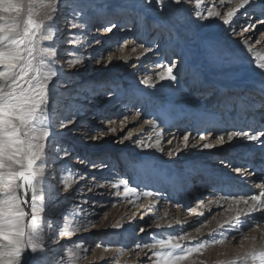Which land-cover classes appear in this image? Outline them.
<instances>
[{
	"label": "rangeland",
	"instance_id": "rangeland-1",
	"mask_svg": "<svg viewBox=\"0 0 264 264\" xmlns=\"http://www.w3.org/2000/svg\"><path fill=\"white\" fill-rule=\"evenodd\" d=\"M71 1L73 2H66L54 14L50 9H38L36 17L48 23L47 16L53 15L52 23L58 21L60 26L61 22L66 20V26L59 29L57 38L52 42L56 55L46 57L48 60L58 62L60 71V78L55 80L52 87L54 94L48 106L47 122L55 128L61 126L65 128L76 124L78 129L74 139L72 136L69 137L72 133L69 132L66 138L59 135L62 138L48 136L44 140L46 145L44 179L47 185L40 188L44 199L36 202L38 206L45 209L38 213L44 236L42 264H54L56 261H58L57 264H156L157 257L153 253L167 251V249L146 248L144 245H151L160 239L167 240L169 237L175 238L174 242L180 244L182 248L199 249L180 264H251L249 254L264 251V242H261L264 240V214L262 220L249 223L251 214L245 215L248 209L241 212L245 215L241 220L245 225L243 223L239 226L240 233L236 234L237 238L233 241L229 240L227 232L225 233L227 238L222 239L205 236L207 232L203 230V224L198 221L187 225V222H179L182 218L176 220L175 216L179 211L177 204L181 203L185 195L178 188L171 196L164 188L165 186L160 184V180L165 179L160 171L165 167L164 163L177 162L176 153L187 154L185 149L189 139L186 143L185 136L190 138L192 134L195 138L194 147H196V143L202 136L206 139L211 138L209 143L216 144L217 138L223 135L220 130L215 131V126L204 131L200 127L192 128L186 119L183 123L169 122L170 117L165 114H176V107H173L186 99L184 97L194 94L193 87L189 86L190 80L196 83L202 79L201 75H205L212 83L220 84L224 81L233 83L240 80L258 82L264 78V70L256 66L258 62H262L256 57H262L264 53V51L256 52L258 44H264V12L259 14L255 10H249L240 15L238 25L235 22L227 26L224 24L220 33L214 35L200 34L196 27L212 25L216 20L223 19L228 9L237 2L236 0H230V2L226 0L223 5L221 3L225 0H201L202 7L199 10L195 8V0H181L179 4L175 3V0ZM100 5L103 8L101 12L107 16L115 12L116 6H122L124 9L126 7V11L146 13L154 21L169 24L174 29L170 36H175L178 41L183 61L190 63L192 67L185 71L184 76L179 77L177 82L161 88L157 97L147 93L149 89L155 91L153 86L157 76L169 64L174 66L175 59H168L166 63L162 58L153 60L151 57L149 63H145L136 71L132 68L135 66L134 62L126 68L113 70L115 72L112 69L108 70L106 63H101L109 57L111 58L110 67L113 68L116 62L113 56L115 53L112 50L115 48L118 54L126 50V42L133 41L132 33L120 37L114 41L113 45L105 46L106 52L104 50L98 54L97 51L90 59L91 61L86 63L87 60L89 61L88 53L99 36L96 34H108L110 32L108 29L113 31L116 29L119 33L131 28L134 22L123 23L119 22L118 18H114L111 21L103 20L99 23L100 20H96L98 13L95 10ZM213 5L220 15L208 17V8ZM152 22L144 19L142 23L148 31L150 47L155 48L158 46L159 39L165 37L159 32L150 33L155 28ZM233 27H235L234 30ZM65 28L74 30L64 31ZM163 33L169 37L165 31ZM72 40L76 42H70ZM135 47H129L127 50L134 54L137 52ZM69 51L74 52L75 56H68ZM69 59H80L82 62L70 66L67 63ZM176 67L183 71L182 64ZM71 70L73 74H70ZM143 81L148 83L145 84ZM96 83L101 86L99 95L93 89ZM211 91V89L208 91V96L199 95L196 99L201 104L207 103L213 95ZM67 97L70 99L69 102L66 101ZM62 101L63 105L68 103V114L66 116L64 113L59 120L60 105L58 107L56 105ZM196 107L197 105L193 106L194 109ZM144 110L148 111L149 116H145ZM172 110L174 112H171ZM88 119L91 121L88 122ZM166 119L170 124H164L167 122ZM58 122L60 125H55ZM148 123H151L152 131H154L152 135H150L151 130H147ZM193 129L197 133L193 134ZM240 131L246 132L245 129ZM177 132L179 133L176 134ZM176 135L178 137L174 141ZM157 140H160L158 145L161 144V147L151 157L155 160L156 154H159L163 159L152 162L147 157L150 151L156 149L153 144ZM51 143H55L54 172L58 176L61 194L54 207L47 210L46 197L53 188V178L49 179L48 174L52 169L51 162H54L50 160L53 148ZM103 144L107 145L109 150L102 155H96L95 150ZM198 144L203 143L199 141ZM78 145H81L85 151L77 153ZM183 145H185L184 148ZM149 147H151L150 150ZM202 147H196L198 149L193 155L204 161L206 158L201 155ZM251 159L256 161V157ZM232 162V165L238 163L236 160ZM209 163L215 166L218 164L221 169L226 167L225 160H215L211 156L206 160V164ZM252 165L254 166L253 163ZM158 166V170L162 168L160 173L157 171ZM228 168L230 172L236 169L231 168V165ZM172 172L174 175L179 174V167ZM69 177L71 181L65 190L64 182ZM121 179L127 181L130 187L136 188L137 192L125 196L123 185L113 187ZM190 181L192 183L188 185L191 188L196 181L195 176ZM211 182L204 187L207 192L213 193L206 194L202 191L199 196L194 197L196 201L194 204H206L208 200L215 199L214 194L217 193L218 187L211 185ZM214 184L219 185L218 181ZM256 184L254 187L259 185ZM188 190L191 191V189ZM145 192H152L154 195L146 197L143 195ZM195 192L198 193V190ZM157 196L160 198H156ZM163 198L166 201L162 200ZM28 201L29 204L25 206L28 213L26 220L30 219L31 214L30 194ZM166 208L172 209L173 212L172 220H170L171 224L174 223L173 230L169 222L162 227L160 216ZM187 208L186 211L189 212L195 206L189 207L187 203ZM230 216L232 214L227 215L224 209H218L212 212L210 220L212 224L216 223L218 226ZM68 225L71 227H66ZM77 225L81 227L77 228ZM62 232L66 234L62 235ZM55 250L57 253H53ZM26 255L33 254L28 250ZM28 264H39V262L28 261Z\"/></svg>",
	"mask_w": 264,
	"mask_h": 264
},
{
	"label": "bare ground",
	"instance_id": "bare-ground-1",
	"mask_svg": "<svg viewBox=\"0 0 264 264\" xmlns=\"http://www.w3.org/2000/svg\"><path fill=\"white\" fill-rule=\"evenodd\" d=\"M69 1L73 2L71 0H57V3L55 5L56 9L58 10L59 8L64 6L66 2ZM236 1L237 2L234 3L228 9V11L234 8H238L239 4L241 3V0H236ZM225 2L226 0L223 1L221 4L223 5ZM227 2H230V0H227ZM219 7L222 6L219 5ZM102 9L103 8L100 5L95 10L98 13L96 20H100L99 23H102L103 20L111 21L114 18H118L119 22L121 21L123 23H128V22L130 23L132 21L134 22L133 24H131L132 25L131 28L127 30H122L119 33L116 29H114V31L112 29L108 34L105 35L96 34L99 36L96 39V43L93 44V48L88 53L87 59H89V61L87 60L86 63H89L91 61L90 59H92V57L96 54L97 51L98 54L103 52L105 50L104 49L105 46L107 47L109 46V44L113 45L114 41L118 40L120 37H125L126 35H131L132 33L131 35L133 37L132 43L126 42L125 45L127 49L129 47L136 46L135 47L137 49L136 53L133 54L132 52H129L126 49L122 53L118 54L116 53V49L114 48L112 51L115 53L113 54V56L115 58L116 65H114L113 68L110 67L111 58H109L108 56H107L108 58L104 59L101 63H106V65H108V70L112 69L113 71L118 68H122V69L124 67L126 68L129 64L134 62L135 66L132 68L136 71L137 69H139V67H142V65H144L145 63H149L151 57H152L151 59L153 60L162 58L163 61L166 63L168 59L169 60L171 58L175 59L174 67H173V75L175 76V79L161 80L159 76H157V81L155 82V86H153V88L155 87V91L149 89L148 90L149 92L147 93L156 95L157 97L160 93L161 88L165 87V85H168L172 82H177L178 78L184 76L185 71H188L192 67L190 63H185L183 61V58L179 52L178 41L175 39V36H170L174 29H172V27L169 24L166 23L162 24L157 21H154V19L149 18L146 13L144 14L136 11H126L125 10L126 7L124 9L122 6H116L115 12L108 16L105 15L104 12H101ZM249 10L252 11L255 10L257 13L261 14L262 12H264V1L249 0L248 5H245L243 8H239L236 14L232 17L230 24L232 25V23L235 22V24L238 25V20L240 19L239 18L240 15L246 13ZM144 19L153 21L152 23L155 25V28H153L150 31V33L156 34V32H159L162 33L165 37L159 39L158 46H156L155 48L150 47V39H148L149 34L147 33L148 31L146 30L145 26L142 23ZM222 21L223 19L216 20V22L213 23L212 25L198 26L196 27V29L199 30L200 34L218 35L220 33L221 27L224 26V23ZM65 23L66 20L61 22L62 24L61 26L58 23V21L52 23L53 39L52 41H44L43 43L45 45L48 44L52 45L53 40L57 38L59 29L66 26ZM67 29L65 28L64 31L74 30V29L70 30V28L68 30ZM232 29L234 30L235 27H233ZM163 31H165V33H167L169 37H166ZM164 39L166 40L164 41ZM263 51H264V44L263 43L258 44L256 48V52L262 53ZM262 57H264V53ZM179 64L183 65V71L178 70L179 68L176 67ZM58 66L59 63L55 61L54 68L57 70V75L53 77L52 80L49 82L51 88L53 87L55 80H58V78H60L59 77L60 71ZM70 74H73L72 70L70 71ZM201 76L202 79L197 81L196 83H193V80H190L189 86L193 87L194 94L193 95L190 94L189 96L184 97L186 99L180 101L178 104H176L173 107V108L176 107V114L170 113L165 115L169 116L170 117L169 122H174V124L180 122L183 123L186 119L188 120V122H190L189 124L190 127L192 128L200 127L203 128L204 131L205 129L212 128V126L213 127L215 126V131L220 130L223 134L222 136L225 137V144L223 145V147H221L219 144L216 143L213 144L214 147L211 149H205L203 147L199 149L201 150V155H203L204 158H206V160L210 156L215 160L216 159L225 160L224 164H226V167L225 169H221L218 166V164L216 166L210 165V163L206 164V160L202 161L201 159H199V157L196 158L193 155L196 149H198L196 147H200L203 146V144L205 143H209L211 138L208 139L205 138L203 140H199L202 141L203 144H198L199 143L198 141L196 143L197 146L194 147L195 138L191 134L189 138V143L187 145V149H185L187 151V154L180 155L179 153H176L175 160H177V162L175 164L164 163L165 167L163 169L160 168V170L162 169V171L158 170L159 166L158 168L157 167L156 168L158 173L161 172L163 174L162 176L165 177V179L160 180V184L161 185L163 184V186H165L164 188L166 189V191H168L171 194V196L175 194L178 188L184 192L185 197L182 198V201H180L181 203L178 202L179 204H177L179 210L175 216L177 221L182 218V220L179 222L180 223L187 222V225L189 223H194L195 221H198L199 223L203 224L202 225L204 227L203 230L207 232L205 236L209 235L212 238H214L215 236L218 237L219 239H222L226 237L225 233L227 232L228 233L227 237L229 238L230 241H233V239L237 238L236 234L240 233L239 226H241V224L244 223V221L241 220H243L242 217L245 215H243L241 212H243L244 210L246 211V209H249L252 204L250 200L247 204L244 203V199H248V197H250L251 195L254 194L258 195L260 192L264 191V186H263L264 185V135H262L259 140H255V141H250L245 137L240 136V137H235L231 142H227L226 134L232 131H240V129H245L246 132L253 134L256 132H264V78L259 80L258 82L240 80V81H235L233 83L224 81L221 82L220 84H217V83H212L210 80H208V78L205 75H201ZM149 85L151 84L149 83ZM100 88L101 86L97 83L94 84L93 86V89H95L94 92L97 95L101 93ZM210 89L212 90L211 92L213 93V95L209 98L207 103L201 104L200 101L196 99V97L199 95L208 96L209 94L207 93ZM63 101L60 104L56 105V107L60 105L59 106L60 111L58 115L59 120L64 115V113L66 116L68 114V105H67L68 103L63 105L64 104ZM66 101L69 102L70 99L67 97ZM194 105H197L195 109L193 108ZM171 112L174 111L172 110ZM144 114L145 116H149L148 111H145ZM173 115L174 118L172 119ZM87 121L89 122L91 121V119H88ZM165 121H167V119ZM169 122L167 121L164 124H167ZM46 124L48 130L51 129L53 130L52 132H49V136H51L52 138L54 137L59 139L62 138L59 135L64 136L66 138L68 136L67 134L69 132H72L69 134V137L72 136L74 139L78 131V129L76 128V124L69 125L68 127L65 128H63V126L55 128L54 125L50 126V124H48L47 121ZM55 125L59 126L60 122H58ZM148 125L149 126L147 130H151L150 135H152L154 131H152L151 123H148ZM194 132L196 131L194 130L192 133L194 134ZM53 133H55L56 135H54ZM178 133L179 132H177L176 134ZM177 137L178 135L175 136L174 141L176 140ZM54 144L55 143H51L53 148L51 152L52 157H50V160H53L54 157V151H53ZM153 146H155L156 149L150 151L149 156L147 155L148 160L152 162L155 161L158 162L160 160L162 161L163 158H160L159 154H156L155 160L153 157H151L155 151L160 149L161 144L158 145L155 142ZM184 147L185 145H183V148ZM148 149L150 150L151 147H149ZM108 150L109 148L107 147V145L103 144L101 147H98V149L95 150V154L102 155ZM83 151L85 150H83L81 145H78L77 153H81ZM190 154L191 156H188L190 157L188 158L186 155H190ZM252 157H256V161H253L251 159ZM235 160L238 163H236V165L234 164L232 165L233 163L232 161ZM252 163L254 164V166L252 165ZM230 165L231 168L232 167L240 168L241 171L237 172L234 170L233 172H230L228 168V166ZM51 167H52L51 172L48 174H49V179L50 177L53 178V188L50 191L49 195L46 197L45 202H47V208H46L47 210H50L52 207H54L58 197L61 194L58 176L57 173L54 172V169L56 168L55 161L53 163L51 162ZM178 167L180 173L174 175L172 171L173 169H177ZM193 176H195L196 181H194V183L196 185L194 186L193 183V186L191 185L192 187L190 188V185L188 184L191 182L190 180ZM217 181L219 185L214 184ZM210 182L211 185L212 184L214 185V187L215 186L218 187L217 193L214 194L215 199L208 200L206 204H202V203H199L197 205L194 204V202H196L194 200V197L199 196L202 193V191L206 194L213 193V192H207L206 188L204 187V185H208V183ZM256 183H258L259 185L257 187H254ZM46 185H47L46 180L43 178L39 187L41 188ZM188 189H191V191H189ZM196 190H198V193L195 192ZM156 198H160V197L157 196ZM162 200L166 201V199L164 198ZM187 203H189V207L194 205L195 208L187 212L186 211L188 209ZM218 209H224V212H226L227 215L232 214V216H230V218L227 219L225 222H222L218 226H216L217 225L216 223L215 225L214 223L212 224L210 220V216L213 211H216ZM250 214L251 215H249L250 219L248 222L254 223L257 220H262V216L264 212L257 211V212H252ZM172 216H173L172 209L166 208L163 210L162 216H160L162 218V227H165L166 222H169L171 225L170 227L172 228L171 230L174 229V226H172L174 223L171 224L170 221L172 220L171 218ZM238 216L240 217L239 220L237 219ZM195 218H197V220H194ZM261 242H264V240ZM53 253H57L56 250L53 251ZM57 262L58 261H56L54 264H57Z\"/></svg>",
	"mask_w": 264,
	"mask_h": 264
},
{
	"label": "snow or ice",
	"instance_id": "snow-or-ice-1",
	"mask_svg": "<svg viewBox=\"0 0 264 264\" xmlns=\"http://www.w3.org/2000/svg\"><path fill=\"white\" fill-rule=\"evenodd\" d=\"M180 2L181 0H175L177 4ZM56 3L57 0H0V264H28V261L42 264L44 236L38 213L45 209L36 202L44 199L39 186L45 176L44 140L49 136L46 121L48 106L54 94L49 82L57 75V70L54 68L55 61L46 59L48 56H55L56 50L51 44L43 43L53 39V15L47 16L48 23L36 17L38 9H50L51 13H55ZM248 4L249 0H241L238 8L231 9L224 15L222 22L230 24L239 8ZM201 7V0H195V8L199 10ZM217 15L220 14L215 11V5L208 8V17ZM67 54L75 56L71 51ZM256 59L262 61L257 63V68L264 70V57L257 56ZM81 62L80 59L67 61L70 66ZM173 67L171 64L166 66L159 78L175 79ZM143 83L147 84L148 81ZM226 135L227 142L240 136L255 141L264 132L253 134L232 131ZM188 139L187 136L184 137L186 143ZM203 139L205 137L202 136L201 140ZM156 143L159 144V140ZM217 144L223 147L225 137H218ZM213 147L211 143L203 144L205 149ZM235 171L240 172L241 169L236 168ZM70 181L71 177L65 179V190ZM120 185H123L125 196L137 192L136 188L130 187L123 179L113 187ZM29 194L31 214L30 219L26 220L28 213L25 206L29 204ZM143 195L150 197L154 194L145 192ZM249 200L252 204L245 215L264 211V191L244 199V203L247 204ZM174 240L173 237L160 239L151 245L145 244L144 247L167 249L153 253L157 257L156 264H180L191 253L199 250L182 248ZM28 250L32 256L26 255ZM249 259L251 264H264V251L250 253Z\"/></svg>",
	"mask_w": 264,
	"mask_h": 264
}]
</instances>
